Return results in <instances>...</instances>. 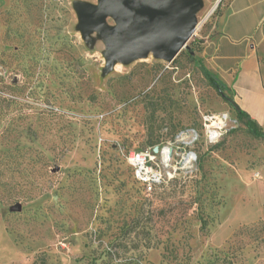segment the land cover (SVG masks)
<instances>
[{
  "label": "rangeland",
  "instance_id": "1",
  "mask_svg": "<svg viewBox=\"0 0 264 264\" xmlns=\"http://www.w3.org/2000/svg\"><path fill=\"white\" fill-rule=\"evenodd\" d=\"M200 1L172 61L107 69L76 11L97 0H0V264H264V140L196 63L211 70L204 37L229 0ZM220 111L234 124L194 147L196 170L145 194L124 154Z\"/></svg>",
  "mask_w": 264,
  "mask_h": 264
},
{
  "label": "water",
  "instance_id": "2",
  "mask_svg": "<svg viewBox=\"0 0 264 264\" xmlns=\"http://www.w3.org/2000/svg\"><path fill=\"white\" fill-rule=\"evenodd\" d=\"M200 6V0H97L77 3L76 11L83 35L96 31L102 37L108 69L149 54L172 61L194 34ZM107 18L114 24L107 25Z\"/></svg>",
  "mask_w": 264,
  "mask_h": 264
},
{
  "label": "crops",
  "instance_id": "3",
  "mask_svg": "<svg viewBox=\"0 0 264 264\" xmlns=\"http://www.w3.org/2000/svg\"><path fill=\"white\" fill-rule=\"evenodd\" d=\"M204 44L211 71L264 127V0H229Z\"/></svg>",
  "mask_w": 264,
  "mask_h": 264
},
{
  "label": "built area",
  "instance_id": "4",
  "mask_svg": "<svg viewBox=\"0 0 264 264\" xmlns=\"http://www.w3.org/2000/svg\"><path fill=\"white\" fill-rule=\"evenodd\" d=\"M233 124L227 111L205 113L201 116V133L193 128L182 130L161 145L126 152L125 162L145 194H151L182 172L193 173L197 164L196 144L201 140L205 145L217 143Z\"/></svg>",
  "mask_w": 264,
  "mask_h": 264
},
{
  "label": "trees",
  "instance_id": "5",
  "mask_svg": "<svg viewBox=\"0 0 264 264\" xmlns=\"http://www.w3.org/2000/svg\"><path fill=\"white\" fill-rule=\"evenodd\" d=\"M192 53V52H190ZM196 63L199 66V69L201 71V73L203 74V76L207 79V81L209 82V84L217 91V93L222 96L224 98V101L226 103H228L230 106H232L235 109L237 118L243 122V124L245 125V127L247 128V131L254 136L255 138H259L264 140V130L261 128V126L255 121L253 120L248 113H246L244 110L240 109L238 107V105L234 102L233 98L228 97L224 94L225 90H228V88L226 87V85L220 81V79L208 68H206L200 59H196ZM5 99L1 96L0 94V103L3 102ZM236 107V108H235ZM234 119V118H233ZM180 131H182V129L178 130L177 132H175L174 136L179 133ZM198 132L201 133V128L200 130H197ZM174 136L172 138H174ZM222 139V138H221ZM220 139V140H221ZM219 140V141H220ZM219 141L217 143H219ZM165 141H161L157 144H154L148 148H151L153 146H157V145H161L163 144ZM212 144L210 146H214L216 145ZM202 145L204 144L203 141L201 140L200 142H198L196 144L197 145ZM135 150V149H133ZM131 151V150H130ZM127 165V163H126ZM128 166V165H127ZM129 167V166H128ZM130 168V167H129ZM131 172L132 169L130 168ZM133 174V173H132ZM136 181V180H135ZM137 182V181H136ZM137 184L139 185V187L142 189V191L144 192L143 186L137 182ZM11 187L10 185H7L5 183H1L0 184V197H4L5 199H9L11 196ZM161 187V186H160ZM160 187H157L151 194H155L156 190L159 189ZM145 193V192H144ZM203 227V223L201 225ZM234 253L233 252H226L223 256V260L225 261L226 264H234ZM162 258H166L165 254H162ZM87 264H95L93 261L91 263H87Z\"/></svg>",
  "mask_w": 264,
  "mask_h": 264
}]
</instances>
